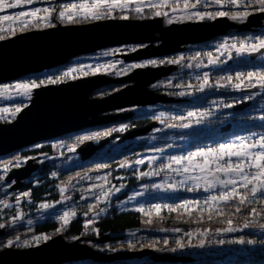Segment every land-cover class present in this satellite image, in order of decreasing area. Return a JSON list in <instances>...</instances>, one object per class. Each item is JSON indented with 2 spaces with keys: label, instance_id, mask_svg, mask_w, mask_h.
Returning a JSON list of instances; mask_svg holds the SVG:
<instances>
[{
  "label": "rangeland",
  "instance_id": "rangeland-1",
  "mask_svg": "<svg viewBox=\"0 0 264 264\" xmlns=\"http://www.w3.org/2000/svg\"><path fill=\"white\" fill-rule=\"evenodd\" d=\"M79 2H80V0H34L33 4L23 5L19 9H5V11L3 13H0V15H4V14L14 15L18 11H29L30 12L37 7H39V8H52L54 11L52 12V15L50 18L51 26L45 24L43 21L37 20V21H34L27 28L37 27V28L41 29V28H45V27H54L57 25H61V26L73 25L71 23H66V24L59 23V21H67V20H61L59 18V11L61 10L63 4L79 3ZM140 2H142L146 5L144 11L149 10V9L153 10L154 12L156 11L155 8L151 7V5L153 3H155V0H140ZM132 7H134V5H131L130 8L128 10H125L124 13H121L119 9L115 10L114 13L116 12L119 15L124 14V15L129 16V14L131 12H134L131 10ZM241 9L248 10V11L252 12V14L259 13V11L257 10L256 7L248 8L246 6L245 0H241V3L235 7H233L227 3L221 4V5L209 3L205 6L204 0H201V5H198V10H200V11L215 12L217 10H223V11L232 12V11H237V10H241ZM161 11L168 12L169 15L168 16L161 15L159 17H156L154 15V13H153V15H154V18H161L162 24L164 26H167V25L172 24V23L197 22V20L176 19L170 23L169 20L173 16L179 17V16L183 15L181 10L177 9L176 13H172L171 8L169 7L166 9H162ZM114 13H113V15L115 16L116 13L115 14ZM40 15H44V14L41 13ZM249 16L247 17L246 21H244V22L232 21L230 18H228V19L232 22L237 23L238 25H242L244 23L249 22ZM26 19H30V18H26ZM76 19H80V17H77ZM105 19H107V18H102L99 20H105ZM151 19H153V18H151ZM54 20L58 21V23H56L55 25H53L55 22ZM89 20H93V19L89 18ZM204 21H214V20H210V19L206 18ZM2 27H4L5 31L3 33H0V34H3L5 36L11 35V34H12L11 36H15V35H19V34H22L24 32L30 31V30L20 31L17 34H13V32L9 31V22H4ZM14 29H15L14 33L18 30H21V26L18 22L14 25ZM238 31L241 33L242 32H248L250 34L247 37H245L244 39L235 32H232L230 34H225L223 36H219L220 38H217L215 40H211L205 44H202V43L199 44L198 46H196L198 48H193V46L189 47V48L186 47L185 50L183 49L178 54L172 55L170 57H166L165 59L164 58H157V57L156 58L155 57H148V58H144L143 60H136V61L125 60L124 56L127 55L128 53L133 52V51H131L132 48H136L138 50V49L144 48L145 44H147V43H144V44H128V45H123V46H118V47L105 48V49H101V50H98L95 52H91V53L86 54V55H82V56L72 58L67 63L60 65L58 67L52 68V69L44 70V71H41L38 73H30V74H27L24 76L17 77L16 79H13L10 81L2 82V83H0V86H3L5 84L14 85L17 82H28L29 80L37 78V77L42 78V79L47 78L48 76L55 77V76L61 75L63 73V71H66L69 68L79 67L81 65H87V64H93L94 66L97 64H116L117 68L115 71L112 69H109L107 74H104V73L96 74V75H102V76H106L107 78H110L111 80L108 84H112V82L113 83L116 82L115 80H117L118 78L126 77L130 73H132L133 70H135V69H132L127 74L117 75L116 72H118L124 66H128V65H131L134 63H143V62L151 60V59H156L157 61H161V60L164 61V63L158 64L157 66L169 65L167 63L168 60L178 59L181 55H183L185 57V59L183 61H181L180 64H171V65L176 66L175 71L172 74L168 75L165 78L160 79L155 84L151 83L149 85V89L152 91H155L156 89L160 90V93H161L160 95L164 96L162 98H169L172 100L165 99L163 101H156L155 103H152V104L134 105V106L126 107V108H120V109H116L113 111H109L107 113H102L99 116L108 117V116H113V115H117V114H122L125 117L116 118L110 122H106V123H102L100 125H96V127H101L102 125H105L107 123H109V124L111 123V124H113L110 126V127H112L111 129H117V131H114L111 134H117V133H121V131H119V129L121 127H124L125 125L127 126L125 131L132 128V127H135V126H144L145 124L132 125V121L129 122L130 118L137 119V116H139L141 118H144V117L149 118V116H151L152 119L157 123L156 126L152 127L147 133H145L143 135L135 136L134 138L127 139V140L122 141V142H119V138L115 137L108 144H106V146L104 147V149H108V150H111L114 152H118V151L123 150V149H131V148L138 146V145H146L147 148L149 147L147 150L140 152V154H138L136 159H135V161L138 159H144L145 164L137 165L134 162L133 165H131V167L137 171V178H139L138 181H140V182L138 183V185L136 187H132L128 191L127 197L124 198L123 200H121L117 204V206L121 210H136L139 207H143L144 209H147V208L152 209L155 204L164 205L165 203L162 200L164 197L176 196L179 193H183V192L202 195L203 196L202 198H205L210 193H205V192H203L202 189L199 191H193V192L187 191V188L192 186V181H188L187 184L181 186L178 182L184 179L183 176L178 175L169 169H164L163 171H161L160 169L165 164H167L169 162V160L172 156L187 155L189 152L197 151L201 148L216 147L220 143L238 140L239 137L248 136V135H251L252 133L264 134V130H262L261 128L254 129V131H252V132H246L245 130L244 131H241V130L235 131L236 128H234L236 126L240 127L242 125H249L250 123H264L259 119V117L261 115H264V89H260L257 87V88H255L256 92H252L250 90L252 88H243L240 90H236L231 85H228L226 87H219L218 84L216 82H213L211 77H210L211 69H218V68H221L223 66H225V68H226L228 65L227 62L229 60H231L233 63H237V64H239L241 61L242 62L254 61L257 64H250V65L254 66V68L251 69L250 71H262V70H264V60L261 59L260 54H256V56L253 60H250L251 55L245 54V55L241 56V55L235 53L234 50H231L232 51V58L231 59L228 58L227 53H225V55H223V56L220 55L221 49L219 48V45L222 44L223 42L228 41L229 43H231L234 40L238 41V40H248L250 38L254 39L256 36H258L257 34L259 32H263L264 31V19L261 21V24L259 25V28L257 31H255L253 29H248V30L238 29ZM156 44L157 43H151L150 45H156ZM147 45H149V44H147ZM117 49H119L120 51H115ZM106 51H112V52H114V54L111 56H103L102 53L106 52ZM198 52L201 54L200 60H199V62L201 63V67H199V68L196 67V63H197L196 60L189 59V57H194L196 55V53H198ZM208 52L213 53V56L216 57L219 61L218 64L208 65V57H207ZM120 61H123V64H120L119 63ZM189 63L193 64V67L191 69L186 67V65ZM157 66H155V67H157ZM162 66H160V67H162ZM150 67L152 68L153 66H146L144 68H150ZM85 70L87 71V69H85ZM204 72L209 73L211 87L206 88L204 92H200L195 86L198 83L197 77H202ZM74 75L76 76L75 79L66 78L65 81L78 80V79L94 76L93 74H91V72L89 73L88 76H84L83 73H81V72L74 73ZM224 83H227V82H224ZM235 83H236V80L234 78L232 81V84H235ZM108 84H106V85H108ZM131 84H133V83L132 82H126L124 84L121 83L120 89L124 88L128 85H131ZM189 84L193 85V87L188 88ZM56 85H58V84H56ZM177 85H183V87H178ZM41 87H44V86H41ZM36 90L37 89H35L32 92L31 99L27 101L28 105H30L31 100L36 93ZM95 91H93L91 93V95H90L91 98H95V97L103 98V97H105V95H102V96L95 95L94 94ZM181 91L186 92V95L185 96H179L178 93ZM232 92L235 93L234 96L236 98L247 99V97L251 96V101L253 102V108L251 109V111H248V113H247V114H249L248 116L251 117L249 119V121L240 120L239 117H237V118L235 117L236 119H234V114H232L230 112L231 108H225L223 106L224 104H229V103L232 104L231 102H227V101L223 102V100L230 99V97H231L230 95H232ZM217 93L221 94L220 97L209 98V96H213ZM222 93H226V95H228V96L222 95ZM197 102H202V104L205 103L207 105L203 106L202 108H199V105L196 104ZM17 103H18L17 101L0 99V108L7 107L9 109H12L16 106ZM189 111L197 112V113H209V115L200 117V122L197 123L196 118H189L187 116V113ZM161 112L164 113L163 116H160ZM19 114L20 113L16 114L15 116H12L11 114L0 113V117H3V118H0V123L11 124L14 121H16L17 116ZM181 116L184 117L183 120H186L185 123H189L191 125L190 127L183 128V127H180L178 125H175L174 127H169L170 124H167L168 118L170 119L172 117L173 118L175 117V118H178L179 120H181L180 119ZM217 116H221L224 119H226V121H225L226 123L224 125L230 123L232 129L229 131L222 132V133H227L223 137L221 135L220 138H218V137L210 138L209 139L210 143L202 145V147L198 146V147H195L193 149L189 148V145L195 142L193 137L190 136L191 131L194 129H196V130H198V129L212 130L211 127L208 126V120L210 118H215ZM171 125H174V124H171ZM92 127H95V126L85 127V128L80 129V130H77V131H81V130L89 129V128L92 129ZM232 130H233V132L231 134H229ZM77 131H75V132H77ZM125 131H123V132H125ZM71 133H69V134H71ZM87 133L92 134L93 131H88ZM165 140H167V142L164 143ZM50 141H52V140H50ZM99 141L100 140H95L96 143H98ZM60 144H63V143L60 142ZM36 145H41V143L39 142L35 145L22 147V148H19L13 152H9L7 154L0 155L1 157L2 156L6 157L3 160H0V165L5 163L6 160H11L12 159V157L10 156L11 154L13 155V154H15V152H16V154L20 153V152L22 153V152L26 151L27 149H35V148H37V147H35ZM63 145H64L63 147H59V153L56 155H49V154L43 153V154H36V155H25L22 157H28V156L34 157V159H29L28 161L33 160L31 162L35 164L36 159H38L40 166L44 165L45 163H47V165H48L49 163L54 161L56 164H60L63 167H72V166L76 165L78 162H80V156L76 152V148L79 145L77 147H75V151H69L68 150L69 147H67L65 144H63ZM159 149H163V151H159ZM152 157H156V159L153 161ZM199 159L200 158H197V161H199ZM12 160H13V165L9 168L6 177L8 176V174H12L16 169H20V167L24 166V165H22V166L17 168V167H15L14 157ZM40 161H43V163H41ZM146 164H148L146 166V168L144 170H141L144 167V165H146ZM173 167H177V166L174 165ZM39 171H41L40 168L34 170L31 173V175L29 176V178H25L24 180H20V182L23 183V186L19 189L18 188L17 189H11L10 187L8 189L5 185L6 181L4 183H0V201H7L9 204V207L6 209L3 207L2 204H0V214H2V216L0 217V220H2V221L0 223H4L6 225L5 229L0 230V251L7 248V247H4L3 245L8 240L5 238H6V233H8V230L10 228H15L17 225H20V224L30 226L27 224L28 219H31L33 221L32 225L44 222L45 220H47L49 218L60 221V219H59L60 215L66 210L76 212V216L70 218V221H71L72 219L77 217V206H78L80 201L97 200V197L99 196V192L101 189L95 188L94 192L88 191L79 197L80 200L78 199V201H75L73 199V197L68 194L71 187H67L68 190L64 195L70 196L71 197L70 200H62L61 194H60L59 188H58V192L60 194V197H58L57 200H42V201H39L37 203H31L29 198H25V199L21 200L19 205H17L16 197L20 196L22 194V190L25 188V186L29 182L37 183L39 181V179L42 177V173ZM140 172H150V173L159 172V174L141 178L139 175ZM101 176H104V175L99 174L94 178V180L99 182V184L103 183L98 179ZM12 181L15 182L12 184V186L16 185V183H17L16 178L12 177L10 180H8V183H10ZM172 183L177 184V188H178L177 191H172L170 189L165 190L163 187L161 189H156V188L152 187L154 184L167 185V184H172ZM121 185H123L121 190L119 192H116L115 189L119 188ZM126 188H127L126 184L123 182H121V183L120 182L119 183H106L104 185V189L105 190L111 189L113 194L110 196L109 203L107 205L102 203L104 205V208H106V209L110 208L112 200L115 197L119 196L120 194L124 193L126 191ZM9 191H13V192H9ZM7 193H8L7 197H10V195H11V197L15 200L7 199V197H6ZM211 194H215V193H211ZM130 197H132L133 199H129ZM202 198H196V199L200 200ZM201 201H203V200H201ZM23 202H26V208H30V206L31 207L33 206L32 210L28 211V209H26V208L21 209L20 206ZM41 203H49V204H52L54 206L49 208V209H41L39 207V205ZM17 209H18V211L16 212L15 215H17L18 213H23L24 219L18 220L15 224H13L12 220H13V217L15 215H13V216L11 215L10 217L7 215L14 213ZM104 213L105 212L100 213V214H104ZM96 215L97 214H93V216H96ZM6 217H8V220H5ZM61 224H63V223L61 222ZM63 225H65V224H63ZM242 231H249V232L256 233L259 235V234L264 232V229L248 228V229H243ZM242 231H234V232H230V233L220 232L219 234H217V231L216 232H209L208 236L204 238L205 244L203 247L198 246L199 238L194 236L192 238V240H193L192 245L193 246H188V247H185L183 249H180L176 255L170 256V259H171V261L175 262L177 260H179V261L180 260L181 261H196V260H200V259L202 260L205 258L212 257V258L216 259V261L218 263H225L227 261L236 260L240 257L251 256L252 254H254L257 251H262V249H263L262 245L263 244L230 243V241H238L240 239H244L246 241L249 240V239H245V238L236 237V234L240 233ZM132 233H135V235L134 236L130 235ZM149 233L160 234V235H164L167 233L168 234H170V233L175 234L176 230H166L165 229V231H160V230L149 231V230H142V229H133V230H128V231L124 232V235L129 240L142 241L143 239H146L148 237ZM193 233H195V232H193ZM37 235H40V236L47 235L49 237V239L47 241H41L39 246L42 245L43 243L49 242L50 240L55 238V236H53V235L36 234V235L30 236L28 238H21V240L22 241L23 240L33 241V244L31 247H37V245L34 242L35 237ZM105 237H107V236H105ZM4 239H5V242L2 243V240H4ZM91 239H93L94 242L103 243V241L100 242V240H98L97 237H95V236L91 237ZM12 240H15V238H13ZM221 240H223L224 243H219V241H221ZM73 242L85 244V245L93 248L92 244H91L92 242L90 240H89V242H82V240L78 239V240H75V241H72L69 243H73ZM31 247H24L22 245L14 244V246L12 248H14V249H28ZM98 248L99 249H94V248L93 249L98 251V252H101V253H103L104 251H108V249L105 248L104 246H101ZM115 253H118V252H115ZM107 254H110V253H107ZM133 258L137 259L141 262H146L145 260L150 259L145 255H139V256H136ZM67 263H72V262H67ZM74 263H75V261H74Z\"/></svg>",
  "mask_w": 264,
  "mask_h": 264
},
{
  "label": "snow or ice",
  "instance_id": "snow-or-ice-1",
  "mask_svg": "<svg viewBox=\"0 0 264 264\" xmlns=\"http://www.w3.org/2000/svg\"><path fill=\"white\" fill-rule=\"evenodd\" d=\"M34 0H0V13H3L5 9H19L23 5L33 4ZM209 3H214L221 5L224 3L230 4L235 7L241 3V0H204V5L206 6ZM246 6L248 8L256 7L260 13H264V0H245ZM131 5L132 11L137 15L144 12L146 5L140 0H80L79 3H66L62 5L61 10L59 11V18L61 20H67L69 23L75 22L77 17L83 19H93L99 20L102 18H119L123 20L129 19L128 15L121 14L119 17L113 15L114 11L119 9L121 13H124L125 10H128ZM198 5H201V0H155V3L151 7L155 8L156 11L154 15L159 17L161 15L168 16V12L161 11L162 9L171 8L172 13H176L177 9H180L183 13L182 16H173L169 22H173L176 19H187V20H197L204 21L206 18L210 20H215L216 18H230L232 21H246L247 17L252 14L248 10H237V11H223L217 10L215 12L211 11H200L198 10ZM191 10V11H190ZM52 8H35L32 11H18L14 15H0V33L5 31L2 25L4 22H9V31L14 34V25L18 22L21 26V29L27 28L34 21L40 20L45 24L51 26L50 18ZM43 13L44 15H40ZM30 18V19H26ZM6 37L3 34H0V40H4ZM221 49L220 55L223 56L227 53L228 58H232V51L243 56L245 54H260L262 60H264V36H256L254 39L250 38L248 40H234L231 43L228 41L223 42L219 45ZM136 48H132L131 51H136ZM115 51H120L119 49ZM114 52L106 51L103 52V56H111ZM200 53H196L194 57H189V59L196 60V67H201ZM208 65H216L219 63L218 59L213 56L212 52L207 53ZM185 57L181 55L178 59L168 60V64H180ZM123 64V61L119 62ZM164 63L163 60L157 61L156 59H151L143 63H134L128 66L122 67L117 75L127 74L132 69H139L146 66H157L158 64ZM187 68L191 69L193 64L189 63L186 65ZM116 64H87L81 65L79 67H72L66 71H63L61 75L58 76H48L47 78H34L28 82H17L14 85H3L0 86V99L17 101L18 103L12 109L7 107L0 108V113L11 114L15 116L20 113L24 108L28 106L27 101L31 99V94L35 89L40 88L41 86L47 85H56L65 81L66 78L75 79L76 76L74 73L81 72L84 76H88L89 73L96 74H107L109 69L116 70ZM87 69V71L85 70ZM227 83L217 82L219 87H226L231 85L236 90L243 88H260L264 89V70L262 71H248V72H238L235 76L236 83L232 84L233 77L227 76L222 78ZM198 83L195 86L200 92H204L206 88L211 87L210 77L208 72H204L202 77H197ZM178 87H183V85H177ZM193 85L189 84L188 88H192ZM179 96H185L186 92L181 91L178 93ZM245 99V98H241ZM251 99V96L247 97ZM225 108L233 107L232 104H224ZM164 113L161 112L160 116H163ZM209 113H197L189 111L187 116L189 118H196V122H200V117L207 116ZM3 118V117H0ZM181 120L184 119L183 116L180 117ZM259 119L264 122V115H261ZM264 124V123H262ZM175 125H169V127H174ZM183 128H188L191 125L189 123H183L179 125ZM126 125L121 127L119 131L123 132L126 129ZM117 131V129H111L104 132H95L87 135H79L76 137L77 144H83L87 141H92L99 139L101 137H107L111 135L112 132ZM63 144L57 145V147H63ZM35 147L39 148L41 145H36ZM69 151H75V145L69 146ZM163 151V149H159ZM197 158H200L197 161ZM15 167H20L26 165L29 159H34V157H22L20 155L15 156ZM156 157H152L154 161ZM43 163V161H40ZM137 165L145 164L144 159H138L135 161ZM13 165V160H6L5 163L0 165V183L6 181V175L9 168ZM176 165L177 167H173ZM127 160L121 161L120 167H130ZM101 168L108 167L107 164L100 165ZM169 169L172 172L181 175L184 177L183 180L178 183L183 186L187 184L188 181H192V186L187 188V191H199L203 190L205 193H210L207 195L203 201L199 199H184L182 203L173 205H161L155 204L152 209L147 211V215H151L152 212H155L156 215H159L162 207H167L169 212L184 210L189 216L192 215L194 211L199 210L200 217L202 218L203 214L207 212L209 214V219L213 218V212L217 216L227 217L222 222L226 224V227L223 229H218L217 234L220 232H234L242 231L243 229L248 228H260L264 229V134L252 133L248 136H241L238 140H233L231 142L220 143L216 147L201 148L197 151L189 152L187 155L181 156H172L167 164H165L160 170ZM159 172L150 173V172H140V177H147L151 175H158ZM53 176L56 173H52ZM102 184H98L95 187L100 188L99 196L97 197V202L88 205L89 211H97V215L100 213L106 212V208H99V204L103 203L107 205L109 203V198L113 194L111 189L105 190L104 185L107 183V177L101 176L98 178ZM10 183H15L14 181ZM123 185L119 188H116L115 191L119 192ZM152 187L156 189H161L162 187L165 190L177 191V184H167L160 185L154 184ZM68 188L65 185L59 186V192L61 194L62 200H70V196H65ZM88 191L94 192V189H89ZM215 193V194H211ZM30 192H24L20 196L16 197L17 205L20 204L21 200L30 197ZM129 199H133L130 197ZM0 204L6 209L9 207L7 201H0ZM259 205V207H257ZM54 205L49 203H41L39 207L41 209H49ZM229 209V211H225ZM138 212H145L143 207L136 209ZM242 212H246L247 215L244 216L243 227L237 228L233 225V215H238ZM76 216L75 211L66 210L64 211L59 219L60 221L67 225L70 222V218ZM23 213H18L13 217L12 223L15 224L18 220H23ZM94 220L89 221L85 224V227H88L89 224L93 223ZM186 223L188 221H185ZM197 223L200 222L199 219L196 220ZM151 223V220L148 221ZM28 225H32L33 221L31 219L27 220ZM6 228L4 223H0V230ZM160 231H165L161 228ZM176 231H180L177 229ZM98 234V229H97ZM209 234V230H200L197 229L195 233L186 232L185 235L190 239L187 241V244L183 240H177L176 246L169 248L168 250L175 253L178 249H183L192 245V239L194 236L199 238V247H203L205 244V237ZM130 235H135L132 233ZM49 237L47 235H37L35 237V244L39 246L41 241H47ZM165 245L168 244V241H164ZM219 243H224L223 240ZM230 243H239V244H253V240H244L240 239L238 241H230ZM16 245H22L24 247H31L33 241L30 240H21L20 236H16L15 240L8 239L3 245L7 248H12ZM129 248L134 249L135 244L131 241L128 242ZM148 247H153V244H148ZM159 250V249H157Z\"/></svg>",
  "mask_w": 264,
  "mask_h": 264
},
{
  "label": "water",
  "instance_id": "water-1",
  "mask_svg": "<svg viewBox=\"0 0 264 264\" xmlns=\"http://www.w3.org/2000/svg\"><path fill=\"white\" fill-rule=\"evenodd\" d=\"M264 13L249 16V22L238 25L228 18L214 21L162 24L161 18L153 19H107L79 25H58L42 30H31L0 40V83L16 79L30 73H38L66 63L69 59L95 52L104 48L128 44H149L124 56L127 61L143 60L148 57H162L175 54L182 46L207 41L224 35L229 29L248 30L261 24ZM158 45H150L154 42ZM256 54H253V59ZM173 67L156 69H135L116 83L132 82L103 98H91V93L108 84L110 78L94 75L58 85H47L36 90L30 105L24 108L11 124L0 123V155L30 146L36 142L50 140L75 132L85 127L110 122L125 117L122 114L99 116L120 108L134 105H147L169 98L148 89L158 78L169 74ZM174 100V99H173ZM250 102H242L234 110H243ZM156 122L135 126L125 132L113 134L98 143L87 141L76 148L80 159L91 158L104 148L113 138L119 142L147 133ZM230 126L222 128L227 131ZM33 161V160H31ZM28 161L26 165L8 174L6 180L16 178V185L23 186L20 180L28 178L37 169V163ZM117 253L106 255L80 243H69L60 237L28 249L6 248L0 251V264H64L67 262L92 259L110 261L150 254ZM157 259V258H156Z\"/></svg>",
  "mask_w": 264,
  "mask_h": 264
},
{
  "label": "trees",
  "instance_id": "trees-1",
  "mask_svg": "<svg viewBox=\"0 0 264 264\" xmlns=\"http://www.w3.org/2000/svg\"><path fill=\"white\" fill-rule=\"evenodd\" d=\"M116 13V12H115ZM114 13V14H115ZM154 11L149 9L145 10L141 14L137 15L135 12H131L129 14V19H151L154 18L153 15ZM116 17H119L120 15L116 13ZM107 19H110L107 18ZM113 19H119V18H113ZM54 24L58 23V21L54 20ZM96 20H89V19H76L75 22H72L71 24H85L90 23ZM59 23L66 24L69 23L67 21H59ZM47 28V27H45ZM34 29H40L37 27L34 28H26L16 31L14 34H17L20 31H27V30H34ZM258 29H255L257 31ZM239 36H241L243 39L247 37L250 33L248 32H237ZM12 35V34H11ZM11 35L5 36L7 38L12 37ZM258 36H264V31L259 32L257 34ZM198 46V45H197ZM189 48V47H187ZM193 48H198L196 46H193ZM252 56V55H251ZM250 60H253L252 58ZM250 64H257L254 61H246V62H240L239 64L233 63L227 65L225 68V72H221L220 70H216L212 74H210V77L213 82L220 81L221 83H224L222 78L227 76H232L233 79L235 78L236 74L238 72H248L251 69L254 68L253 65ZM121 85H117L115 83L108 84L94 92L95 95L102 96L109 94L117 89H120ZM252 92H256L255 88L250 89ZM231 94V93H230ZM221 94L217 93L211 97H220ZM222 95H226V93H222ZM230 99H226L227 102L234 103L233 111H230L232 114H234V119L237 117L240 118V120L243 121H249L251 117H249L247 114L248 111H251L253 108V102L251 99H241L236 98L234 96V93L232 92V95H230ZM242 102H250V105L244 108L243 110H234V107L237 104H240ZM196 104H199V108H202L203 106H206L205 104H202V102H197ZM254 112V111H253ZM236 114V115H235ZM236 117V118H235ZM167 124H174V125H181L186 122V120H179L178 118H168ZM132 121V125L136 124H148L149 120L147 118L143 119L139 116H137V119L130 118L129 122ZM226 121L221 116H217L215 118H210L208 120V126L211 127L212 130L208 129H194L191 131L190 136L193 137L195 140L194 143L189 145V148H195V147H202V145H205L209 142L210 138L218 137L222 135V137L227 133H222L221 129L224 127H220L221 124H223ZM147 122V123H146ZM249 124V123H248ZM113 124H105L101 127H92V129H84L78 132H74L65 136H61L59 138L53 139L52 141L43 142L41 143V147L35 148V149H27L24 152L11 154L10 156L15 158L16 155L25 156V155H36V154H49V155H56L59 153V147L57 145L62 142L67 147L71 145H75L77 147L80 144L76 143V137L79 135H87L88 131L95 132H104L109 131L112 127H110ZM235 131L241 130L246 132H252L254 129L261 128L264 130V124L262 123H250L249 125H242L240 127L236 126ZM233 128V129H234ZM233 130L229 133L231 134ZM222 133V134H221ZM113 135V134H111ZM109 135V136H111ZM107 136V137H109ZM106 137H101L96 140H102ZM95 142V140H92ZM167 142V140L164 141V143ZM197 145V146H196ZM155 147V146H154ZM158 147V146H157ZM156 147V148H157ZM149 148V147H148ZM146 145H138L131 149H123L118 152H114L108 149L102 148L101 150L97 151L94 156H92L90 159L78 162L76 165L72 167H63L60 164H56L54 161L49 163H45L44 165L40 166V169L42 173V177L39 179L37 183L35 182H29L25 188L22 190V193L24 192H30V197H27L30 199L31 203H37L42 200H57L58 197H60V194L58 192V188L60 185H65L66 187H71L69 190V195L73 197L75 201H78L79 197L86 192H88L89 189H94L95 186L99 184V182L95 181L94 178L99 175L103 174L107 177V183H125L126 184V191L119 196L115 197L111 202V207L107 209V211L104 214H99L96 216H93V214H97V211H89L88 205L96 203L97 200H84L80 201L77 206V217L72 219L67 225L61 224L59 220L55 219H47L44 222L37 223L34 225L26 226L23 224L17 225L15 228H10L8 230V233H6L5 239H13L16 236H20L21 238H28L30 236L36 235V234H48L53 235L56 237H60L66 242H72L75 240H82V242H89V240L92 242V247L94 249H99L98 247L104 246L108 249V251H104L103 253L106 255L110 254H117L118 253H138L142 251H150V254H147L148 260H145L146 262H141L137 259H134L133 257L128 258H120V259H114L110 261H95L92 259H85L76 261L75 263H64V264H264V232L261 234L252 233L249 231H242L240 233L236 234V237L239 238H245L249 240L255 241L257 244H263L262 251H257L251 256L246 257H240L236 260L227 261L225 263H218L216 259L210 257L205 259H200L196 261H171L170 256H174L179 252L180 249H178L175 253L169 251V248L176 246V241L183 240L186 244L187 241L190 239L188 236L185 235L186 232H196L197 229L200 230H209V232H216L218 229H223L226 227V224L222 221L226 219L227 217H220L213 212V218L209 219V214L205 212L200 217L199 210L194 211L191 216H189L184 210H177L173 212H169L167 207H162L161 212L159 215H156L155 212H152L151 215H147V211L150 210L149 208L145 209V212H138L136 210H121L117 204L127 197L128 191L132 187H136L140 181H138L139 178H137V171L130 167H120L121 161L127 160L129 165H133L135 162V159L140 152H143L148 149ZM104 149V150H103ZM6 156V155H5ZM10 157V158H11ZM6 157H1L0 160H3ZM11 159V160H12ZM5 161V160H4ZM3 161V162H4ZM107 164L108 167L101 168L100 165ZM148 164L144 165V167L141 170H144ZM52 173H56L55 176L52 175ZM8 193L6 194L7 197ZM202 195H197L194 193H179L176 196H167L164 197L162 200L164 201V206L166 205H173L182 203L184 199H196V198H202ZM9 200H15L11 197H7ZM204 198L200 199L203 200ZM80 200V199H79ZM21 209L26 208V202H23L21 204ZM33 207V206H32ZM32 207L26 208L28 211L32 210ZM99 208H104V205L101 203L98 206ZM259 207V205H257ZM18 209L7 216H13L16 214ZM225 211H229V209H225ZM247 215L246 212H242L238 215H233V225L234 227L241 228L243 227V218ZM2 214H0V217ZM199 219L200 222L197 223L196 220ZM5 220H8V217H6ZM94 220L93 223L89 224L88 227H85V224L89 221ZM151 220V223H148V221ZM2 220H0L1 222ZM185 221H188L187 223ZM161 228L166 230H177L175 234H153L149 233L148 237L146 239H143L142 241H135V240H129L125 237L124 232L128 230L133 229H142V230H149V231H157ZM98 229V234H97ZM255 229H259L258 227ZM97 237L100 242L103 241V243L94 242L91 237ZM107 236V237H105ZM5 239L2 240V243L5 242ZM192 239V238H191ZM167 240L168 244L165 245L164 241ZM131 241L135 244V248H129L128 242ZM193 242V240H192ZM148 244H153V247H148ZM159 249V250H157ZM110 253V254H107ZM136 257V256H134ZM157 258V259H156Z\"/></svg>",
  "mask_w": 264,
  "mask_h": 264
},
{
  "label": "flooded vegetation",
  "instance_id": "flooded-vegetation-1",
  "mask_svg": "<svg viewBox=\"0 0 264 264\" xmlns=\"http://www.w3.org/2000/svg\"><path fill=\"white\" fill-rule=\"evenodd\" d=\"M232 32H235V33H237L238 32V30H234V29H231V30H228L227 31V33L226 34H230V33H232ZM223 36V35H222ZM217 38H220L219 36H217V37H214V38H211L210 40H208V41H205V42H202V44H205V43H207V42H209V41H211V40H215V39H217ZM154 43H157L156 45H158V44H160V42H154ZM197 45H199V44H192V45H186V46H182V50L184 49H186V47H192V46H197ZM147 47V44H145V46H144V48H146ZM181 50V51H182ZM173 55H176V54H173ZM170 56H172V55H167V56H164V57H157V58H166V57H170ZM156 58V57H155ZM227 64L229 65V64H232V61L231 60H229L228 62H227ZM160 66H162V65H160ZM160 66H157V67H150L151 69H156V68H158V67H160ZM164 67H166V66H173V69H172V71L169 73V74H167V75H165V76H163V77H160V78H158L157 80H155L152 84H155V83H157L160 79H162V78H165V77H167L168 75H170V74H172L174 71H175V68H176V66L175 65H171V64H169V65H163ZM143 69H144V67H142ZM217 69H211V72H210V74H212L213 72H215ZM218 70H220L221 72H225V66H223V67H221V68H218ZM256 90V89H255ZM155 92H157V93H159V94H161L160 93V90H158V89H156L155 90ZM234 93V92H233ZM235 94V93H234ZM223 102H226V100H223ZM205 104V103H204ZM199 105V104H198ZM205 105H207V104H205ZM232 105L234 106L235 105V102L234 103H232ZM230 111H233V107H231V109H230ZM236 115V114H235ZM146 117H144L143 119H145ZM149 121L148 122H152V121H154L153 119H152V117L151 116H149V118H147ZM147 123V122H146ZM226 122H224L223 124H221L220 125V127H223V126H225L224 124H225ZM145 124V123H144ZM229 125H231L230 123H228ZM12 184L13 183H8V181L6 180V183H5V185H6V187L9 189V187L11 188V186H12ZM7 189V190H8ZM9 192H13V191H9Z\"/></svg>",
  "mask_w": 264,
  "mask_h": 264
},
{
  "label": "bare ground",
  "instance_id": "bare-ground-1",
  "mask_svg": "<svg viewBox=\"0 0 264 264\" xmlns=\"http://www.w3.org/2000/svg\"><path fill=\"white\" fill-rule=\"evenodd\" d=\"M210 40V39H209Z\"/></svg>",
  "mask_w": 264,
  "mask_h": 264
}]
</instances>
